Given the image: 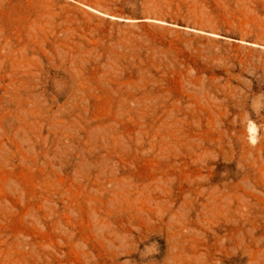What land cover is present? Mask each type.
I'll list each match as a JSON object with an SVG mask.
<instances>
[{
  "label": "rangeland",
  "instance_id": "obj_1",
  "mask_svg": "<svg viewBox=\"0 0 264 264\" xmlns=\"http://www.w3.org/2000/svg\"><path fill=\"white\" fill-rule=\"evenodd\" d=\"M0 264H264V0H0Z\"/></svg>",
  "mask_w": 264,
  "mask_h": 264
},
{
  "label": "bare ground",
  "instance_id": "obj_2",
  "mask_svg": "<svg viewBox=\"0 0 264 264\" xmlns=\"http://www.w3.org/2000/svg\"><path fill=\"white\" fill-rule=\"evenodd\" d=\"M249 131H250V133H251V137H253V133L255 132V128H254V126H250V127H249Z\"/></svg>",
  "mask_w": 264,
  "mask_h": 264
}]
</instances>
